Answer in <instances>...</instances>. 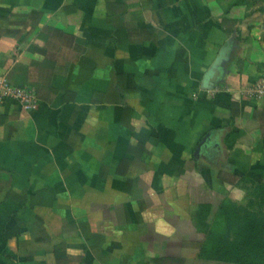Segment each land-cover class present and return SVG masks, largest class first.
<instances>
[{"label":"crops","instance_id":"crops-1","mask_svg":"<svg viewBox=\"0 0 264 264\" xmlns=\"http://www.w3.org/2000/svg\"><path fill=\"white\" fill-rule=\"evenodd\" d=\"M227 0H0V264H238L221 203L264 180V24Z\"/></svg>","mask_w":264,"mask_h":264},{"label":"trees","instance_id":"trees-1","mask_svg":"<svg viewBox=\"0 0 264 264\" xmlns=\"http://www.w3.org/2000/svg\"><path fill=\"white\" fill-rule=\"evenodd\" d=\"M242 180L248 203H221L217 220L208 229V254L238 264H264V211L250 209L264 206V183L257 185L247 177Z\"/></svg>","mask_w":264,"mask_h":264},{"label":"built area","instance_id":"built-area-1","mask_svg":"<svg viewBox=\"0 0 264 264\" xmlns=\"http://www.w3.org/2000/svg\"><path fill=\"white\" fill-rule=\"evenodd\" d=\"M258 95L264 94V85L256 86L254 89ZM5 99L16 100L23 109L34 110L38 108V100L32 89L27 86H13L4 77L0 78V104Z\"/></svg>","mask_w":264,"mask_h":264},{"label":"rangeland","instance_id":"rangeland-1","mask_svg":"<svg viewBox=\"0 0 264 264\" xmlns=\"http://www.w3.org/2000/svg\"><path fill=\"white\" fill-rule=\"evenodd\" d=\"M227 6L230 3H235V4H241L243 5L247 10H246V19H250V20H256L258 22H261L262 24H264V0H227ZM231 6V5H229ZM253 183L257 184V185H261L264 183V180H253ZM250 185V183L248 184ZM253 186V185H251ZM248 194V193H247ZM246 194V199H242L241 201L243 202L242 204H246L248 203L249 200V195ZM252 208L250 209H255L256 211L258 209L263 210L264 211V206L261 207L259 205H257V207L251 206ZM261 207V208H260Z\"/></svg>","mask_w":264,"mask_h":264}]
</instances>
